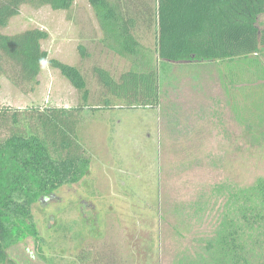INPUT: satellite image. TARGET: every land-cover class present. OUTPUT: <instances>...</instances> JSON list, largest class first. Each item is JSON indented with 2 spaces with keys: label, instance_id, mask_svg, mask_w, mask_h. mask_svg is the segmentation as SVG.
I'll return each mask as SVG.
<instances>
[{
  "label": "rangeland",
  "instance_id": "1",
  "mask_svg": "<svg viewBox=\"0 0 264 264\" xmlns=\"http://www.w3.org/2000/svg\"><path fill=\"white\" fill-rule=\"evenodd\" d=\"M258 25L264 31V15ZM31 28L49 33L43 43L49 59L78 66L90 79L87 105L94 110L85 108L78 134L91 166L81 182L34 206L44 243L28 238L9 256L17 264H82L84 252L91 253L89 264L98 257L118 264L217 263L213 242L229 196L264 178V47L235 60L164 65L156 32L142 28L137 53L121 54L88 0H76L70 11L25 5L3 33ZM142 58L160 74L158 107L102 109L94 64L120 72ZM83 103L49 60L28 93L0 78V108Z\"/></svg>",
  "mask_w": 264,
  "mask_h": 264
},
{
  "label": "trees",
  "instance_id": "2",
  "mask_svg": "<svg viewBox=\"0 0 264 264\" xmlns=\"http://www.w3.org/2000/svg\"><path fill=\"white\" fill-rule=\"evenodd\" d=\"M75 1L0 0V78L6 77L28 93L39 84L49 60L84 102L69 108L36 104L0 108V264H17L8 251L28 238L44 243L34 206L62 187L78 184L89 172L91 159L78 132L85 108H92L87 105L91 99L88 75L78 66L49 59L43 48L49 39L46 30L3 31L25 5L70 11ZM88 1L101 28L120 49L110 46L121 54L137 53L141 43L136 35L142 28L156 32L158 56L164 65L235 60L258 54L264 47V31L258 25L264 0ZM81 56H88L86 49L82 48ZM133 62L134 68L120 72L94 64L91 73L102 109L119 104L158 107V69L145 66L143 58ZM213 255L217 259L213 264H264V178L229 196ZM99 258L93 264H118L99 262ZM78 259L89 264L91 253L84 252Z\"/></svg>",
  "mask_w": 264,
  "mask_h": 264
}]
</instances>
